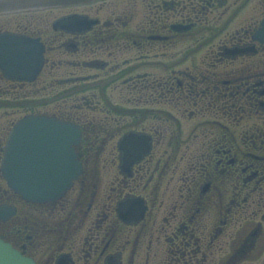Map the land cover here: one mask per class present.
Segmentation results:
<instances>
[{
  "label": "flooded vegetation",
  "instance_id": "af4514ba",
  "mask_svg": "<svg viewBox=\"0 0 264 264\" xmlns=\"http://www.w3.org/2000/svg\"><path fill=\"white\" fill-rule=\"evenodd\" d=\"M46 11L9 28L41 37L43 70L30 82L0 71V91L44 94L86 130L83 171L49 202L0 183V206L15 207L0 235L36 264H264V0ZM52 11L90 26L53 28ZM129 132L150 136V151L125 166Z\"/></svg>",
  "mask_w": 264,
  "mask_h": 264
},
{
  "label": "water",
  "instance_id": "95a60500",
  "mask_svg": "<svg viewBox=\"0 0 264 264\" xmlns=\"http://www.w3.org/2000/svg\"><path fill=\"white\" fill-rule=\"evenodd\" d=\"M91 0H0V13L30 8L82 3ZM86 19L78 14L66 16L55 25L63 28H81ZM264 35V28L261 30ZM44 44L39 38L5 32L0 34V66L10 75L32 79L44 62ZM138 136L130 134L121 143H136ZM80 141V131L70 121L56 117L27 115L13 128L8 138L2 171L9 184L28 200L47 201L61 196L71 185L77 173L73 172L74 144ZM37 144V145H36ZM36 145V146H35ZM66 153L68 167L54 170L48 163L50 153ZM48 163V164H47ZM14 211L1 209L0 216ZM0 264H35L11 244L0 239Z\"/></svg>",
  "mask_w": 264,
  "mask_h": 264
},
{
  "label": "rangeland",
  "instance_id": "374dc122",
  "mask_svg": "<svg viewBox=\"0 0 264 264\" xmlns=\"http://www.w3.org/2000/svg\"><path fill=\"white\" fill-rule=\"evenodd\" d=\"M57 13H58L57 11H53V14L56 15ZM17 111L18 109L13 106H5V107L1 106L0 107V128H4L5 126L9 127L12 119L21 113ZM0 183H2L1 180H0Z\"/></svg>",
  "mask_w": 264,
  "mask_h": 264
}]
</instances>
